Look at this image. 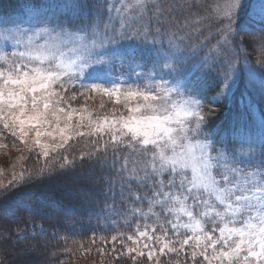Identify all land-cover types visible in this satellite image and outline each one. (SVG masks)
<instances>
[{
	"label": "snow or ice",
	"instance_id": "6c2138e0",
	"mask_svg": "<svg viewBox=\"0 0 264 264\" xmlns=\"http://www.w3.org/2000/svg\"><path fill=\"white\" fill-rule=\"evenodd\" d=\"M244 8L25 0L17 19L0 17V149L36 160L0 180V197L88 160L116 224L102 255L111 245L132 264H264V117L258 137L226 142L211 127L243 80L264 100V2L247 19Z\"/></svg>",
	"mask_w": 264,
	"mask_h": 264
},
{
	"label": "trees",
	"instance_id": "16d2710c",
	"mask_svg": "<svg viewBox=\"0 0 264 264\" xmlns=\"http://www.w3.org/2000/svg\"><path fill=\"white\" fill-rule=\"evenodd\" d=\"M172 2L173 0H165V3ZM198 2L204 6L211 5L208 0H198ZM260 4V0H245V8L242 13L244 18L247 19L248 14L252 13V9ZM23 9L21 0H0V15L2 17L8 16L9 19H12L10 15H19ZM246 51L250 57L254 55L251 49ZM237 101L238 99H236V103ZM252 109H256L257 112H253ZM223 110L227 109L220 107L218 104V113L213 119V121L215 119L219 120L216 122V126L217 123L222 124L223 119L225 121L226 117L219 116ZM239 115L251 122L253 115V119L256 122L259 121L264 117V100H261L260 97H253L251 106ZM258 135L256 136L258 137ZM74 149L77 150V148ZM91 163L88 160L83 163L78 162V167L74 170L58 172L51 177L19 188L10 202L9 207H12V209H8L9 213L7 211L4 218L1 217L6 223L0 226V235L6 232H10L11 235L0 241L3 243L9 241L15 249L18 247L27 249V260L32 261H23L20 264H60L61 261H67L68 256L73 255L72 249L70 252H64L63 249L73 248L75 251L81 247V243L83 244L82 248L86 249L84 259L89 260L92 264H132L127 255L122 256L126 261H122L121 256L116 259V253L111 252V245H108L106 249L113 257L100 256L99 249L103 242L99 237L110 238L116 228L115 226L109 225L108 230H103V227L102 229H92L84 225L88 213L103 207L102 203L99 205L96 203L97 200L102 199L98 196V191H102L101 184L95 181V177L101 174V170L99 165H96L95 168L91 167ZM84 173L90 174L91 178L87 180L76 179ZM61 183L70 184L71 189L64 188V190ZM56 187H59L60 190L57 189L59 192H54ZM78 192L83 195L77 197ZM75 193L76 196L72 195ZM40 194L43 196L42 199L38 197ZM27 195L31 198L26 197ZM39 199L41 203L37 202ZM37 206L39 207L36 208ZM24 221L29 222L27 226ZM17 227L26 228L28 233L26 237L19 241L15 239V229ZM41 229H43L42 232ZM121 230L124 231L123 228ZM54 233L57 234L55 239H53ZM93 233L97 236L95 244L91 242ZM63 236L69 238L67 244L60 238ZM38 250H42V255L38 253ZM117 251H122V249L118 246ZM4 259L6 258L4 257ZM12 263L15 264V262ZM139 264H149V262L146 257H143ZM162 264H167L166 259L162 258Z\"/></svg>",
	"mask_w": 264,
	"mask_h": 264
},
{
	"label": "rangeland",
	"instance_id": "374dc122",
	"mask_svg": "<svg viewBox=\"0 0 264 264\" xmlns=\"http://www.w3.org/2000/svg\"><path fill=\"white\" fill-rule=\"evenodd\" d=\"M208 1L210 4L213 3V0H208ZM45 2H47V0ZM258 10L259 9H254L253 13L258 12ZM253 18L258 19L257 16H253ZM253 54L254 55L250 58L253 60V62H255L257 55H258V52H253ZM148 67H150V64L147 65L143 70L146 71ZM246 86L252 91V94L251 93L248 94V99H252L253 97H260L259 91L257 89L250 87L247 80H246ZM235 88H239L241 90V88H242L241 83H238V85ZM235 88L233 89V91L235 90ZM212 94H213V92H209L208 96H211ZM241 99L245 102L249 101L248 99H246L243 96H241ZM231 102H233L232 95L229 96L227 99H222L220 101L219 105H220V107L228 106V104ZM100 103H101L100 97H96L94 102L89 101V109L90 110L98 109ZM247 108H248L247 104H246V107H244L243 105H240V107L237 110V114H234V115L228 114L227 115V122L224 123L223 127H222L223 123L220 125L217 123L218 127L216 126V122L219 121L218 119H215V121L212 122L211 127L220 136V138L226 142L235 141V140H238L239 138H242V137L256 136L258 134V133H256V132H258V127L256 125H252V127H251V126L245 124L246 119H243L242 116L239 115L241 112H243ZM252 111L255 113L257 112L256 109H252ZM219 113H220V111H219ZM225 114H226V110L221 112L219 114V116L220 115L225 116ZM245 126H247V127H245ZM84 143L85 142L83 140H81L80 143L73 145V148H77V154L79 153V150L82 149ZM22 155L27 157L31 154L27 153V152H24V153L17 152L15 149H13L11 147H9L7 149H0V180H5V181L10 180L12 177L13 171L19 172L21 170V168L24 166L33 167L36 165L35 159H31V160H27V159L20 160V159H18ZM76 167H78V164ZM76 167L74 169H76ZM74 169H72V170H74ZM89 178H91V176L88 173H84L83 175H79L78 177H76V179H79V180H87ZM61 187L63 189L65 188L67 190L71 189L70 184H62L61 183ZM57 189L60 190L59 187L58 188L56 187L55 188L56 191H54V192H59ZM18 190H19V188L14 190L13 192L9 193L8 196H6V197H0V208H1L0 209V226H2L4 223H6V221L1 219V217L4 218L8 209H10V210L12 209V207H9L10 202H11L12 198L15 197ZM72 195L76 196V193L72 194ZM78 195H79V197H81V195H83V194L81 192H78L77 197H78ZM26 197H30V196L27 195ZM38 197L42 199L43 196H42V194H40ZM37 202L41 203L40 199ZM38 207L39 206H37L36 208H38ZM7 213H9V211ZM1 239L5 240V239H7V237L4 234H2V235H0V240ZM41 246H43V245H41ZM24 249H25L24 247L23 248L18 247L17 249H15L14 245L12 243H9V241L4 242V243L0 241V259H4V257H5L6 260L8 261V264H13L12 262H15V264H20L23 261L24 262L25 261L31 262L32 260H27V257H26L27 251H25ZM70 249L73 250V255L68 256L67 261L63 262V264H92L89 260L84 259V256H86V249H84L82 247H79L75 251L73 248H70ZM38 253L40 255H42V250H38ZM100 256H104V257H108V258L113 257L112 254H110V252H108L107 249H105V252L103 255L100 253ZM128 259L130 260L129 257H128ZM121 260L126 261L122 256H121ZM141 260H142V258L139 259V262ZM131 263H132V261H131Z\"/></svg>",
	"mask_w": 264,
	"mask_h": 264
}]
</instances>
